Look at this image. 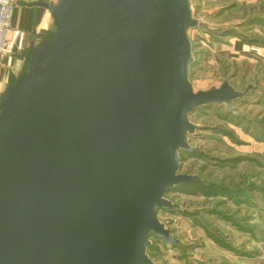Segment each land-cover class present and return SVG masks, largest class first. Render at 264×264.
I'll use <instances>...</instances> for the list:
<instances>
[{"label": "water", "instance_id": "1", "mask_svg": "<svg viewBox=\"0 0 264 264\" xmlns=\"http://www.w3.org/2000/svg\"><path fill=\"white\" fill-rule=\"evenodd\" d=\"M0 94V264H153L158 213L198 181L190 115L254 87L195 91L191 0H56Z\"/></svg>", "mask_w": 264, "mask_h": 264}, {"label": "rangeland", "instance_id": "2", "mask_svg": "<svg viewBox=\"0 0 264 264\" xmlns=\"http://www.w3.org/2000/svg\"><path fill=\"white\" fill-rule=\"evenodd\" d=\"M191 2L199 22L189 31L194 90L228 81L264 93V24L256 22L264 19V0ZM232 106V116L225 106L190 115L199 127L188 135L196 153L180 151L179 173L201 182L165 194L180 208L158 217L178 243L152 236L153 264H264V99L251 92Z\"/></svg>", "mask_w": 264, "mask_h": 264}, {"label": "crops", "instance_id": "3", "mask_svg": "<svg viewBox=\"0 0 264 264\" xmlns=\"http://www.w3.org/2000/svg\"><path fill=\"white\" fill-rule=\"evenodd\" d=\"M54 2L56 0H17L11 18V52L0 55V94L25 67L23 57L30 45L48 34L53 21L45 4Z\"/></svg>", "mask_w": 264, "mask_h": 264}, {"label": "built area", "instance_id": "4", "mask_svg": "<svg viewBox=\"0 0 264 264\" xmlns=\"http://www.w3.org/2000/svg\"><path fill=\"white\" fill-rule=\"evenodd\" d=\"M17 0H0V55L11 52V18Z\"/></svg>", "mask_w": 264, "mask_h": 264}, {"label": "trees", "instance_id": "5", "mask_svg": "<svg viewBox=\"0 0 264 264\" xmlns=\"http://www.w3.org/2000/svg\"><path fill=\"white\" fill-rule=\"evenodd\" d=\"M257 23H260V24H264V19H262V18H260V19H257V21H256ZM244 91V90H243ZM255 93V92H257V96H259V100L260 101H262L263 99H264V93L263 92H261L260 90H259V88L258 87H256L255 89H253V90H249L248 91V94L246 95V96H244L243 98H240L241 100H244V98H246L247 96H250V93ZM210 106H225L226 107V112H227V114L229 115V116H232V115H235V109H234V107L232 106V108L233 109H231V110H229V109H227V106L226 105H217V104H213V105H210ZM203 108H205V107H202V108H200V109H203ZM199 109V110H200ZM244 120V119H243ZM195 152V151H194ZM191 153H193V152H191ZM196 153V152H195ZM199 182H201V180L199 179L198 181H191V182H188V183H184V184H181V185H178V186H175V187H173V188H176V187H184V186H191V185H198L199 184ZM172 188V189H173ZM171 190V189H170ZM180 208V207H179ZM176 211H179V209H177ZM175 211V212H176ZM159 239V238H158ZM162 240V239H161ZM151 246V245H150Z\"/></svg>", "mask_w": 264, "mask_h": 264}]
</instances>
